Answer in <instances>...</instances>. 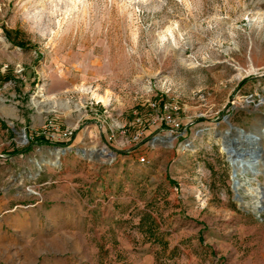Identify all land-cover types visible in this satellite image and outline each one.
I'll return each instance as SVG.
<instances>
[{"label":"rangeland","instance_id":"1","mask_svg":"<svg viewBox=\"0 0 264 264\" xmlns=\"http://www.w3.org/2000/svg\"><path fill=\"white\" fill-rule=\"evenodd\" d=\"M0 264H264V0H0Z\"/></svg>","mask_w":264,"mask_h":264},{"label":"built area","instance_id":"2","mask_svg":"<svg viewBox=\"0 0 264 264\" xmlns=\"http://www.w3.org/2000/svg\"><path fill=\"white\" fill-rule=\"evenodd\" d=\"M155 123H160L161 125H165V127L170 132L179 131L181 128V122L178 118H176L170 111L166 108L162 110L161 113H158L154 119ZM45 136L50 141V143H62L64 141H68L72 138L74 133L73 130L61 129L60 126L56 125L55 122L50 119L45 124ZM141 160L145 161V157L142 156Z\"/></svg>","mask_w":264,"mask_h":264},{"label":"water","instance_id":"3","mask_svg":"<svg viewBox=\"0 0 264 264\" xmlns=\"http://www.w3.org/2000/svg\"><path fill=\"white\" fill-rule=\"evenodd\" d=\"M241 131L243 132V130H241ZM228 133H230V132L228 131L226 134H228ZM242 136L244 138H247V139L249 138V135H246V134H242ZM225 143L227 145L228 152L232 155L231 161H232L233 166H235L233 168L234 176L237 175L239 172L236 169V165L238 163L246 165V167L242 170V172H249V159H248V161L246 160V156L248 155V157H249V148L244 150V148L236 147L238 140L233 139V138H228L227 135H225ZM251 152H252L251 155H253L255 158L260 156L258 150H255V148H253L251 150ZM235 183L237 185L238 181L235 180Z\"/></svg>","mask_w":264,"mask_h":264},{"label":"bare ground","instance_id":"4","mask_svg":"<svg viewBox=\"0 0 264 264\" xmlns=\"http://www.w3.org/2000/svg\"><path fill=\"white\" fill-rule=\"evenodd\" d=\"M245 134L246 135H249L250 136V134L249 133H246L245 132ZM237 147V146H236ZM226 148H227V145H226ZM257 149V148H256ZM245 150V149H244ZM263 151V149L261 148H259L258 149V152H259V154L261 153ZM229 153V152H228ZM230 154V153H229ZM231 155V154H230ZM250 157H252V159L251 160H249V165H252V167L254 168V172H255V174H256V168H258V166H261L262 164H263V162L261 161V160H258L257 158H259V157H257V158H255L253 155H251L250 154ZM60 158H61V153L60 152H56V153H54V156H53V158L51 159V161H50V163L52 164V165H58L59 163H60ZM248 159H249V157L246 159L247 161H248ZM257 159V160H256ZM233 165V164H232ZM235 166H233V168H234ZM246 167V165H244V164H241V163H238L237 165H236V169L239 171V172H241L244 168Z\"/></svg>","mask_w":264,"mask_h":264},{"label":"trees","instance_id":"5","mask_svg":"<svg viewBox=\"0 0 264 264\" xmlns=\"http://www.w3.org/2000/svg\"><path fill=\"white\" fill-rule=\"evenodd\" d=\"M44 142H47V140L45 139V140H43ZM60 145H63V143H60Z\"/></svg>","mask_w":264,"mask_h":264}]
</instances>
